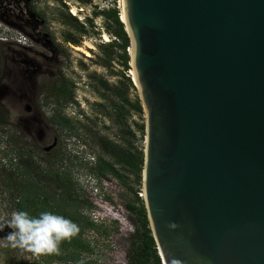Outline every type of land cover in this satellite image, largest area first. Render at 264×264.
I'll return each mask as SVG.
<instances>
[{"label": "water", "instance_id": "water-1", "mask_svg": "<svg viewBox=\"0 0 264 264\" xmlns=\"http://www.w3.org/2000/svg\"><path fill=\"white\" fill-rule=\"evenodd\" d=\"M122 7L162 264H264V0Z\"/></svg>", "mask_w": 264, "mask_h": 264}, {"label": "rangeland", "instance_id": "rangeland-1", "mask_svg": "<svg viewBox=\"0 0 264 264\" xmlns=\"http://www.w3.org/2000/svg\"><path fill=\"white\" fill-rule=\"evenodd\" d=\"M72 7L79 10L76 16ZM112 9L122 14V0H0V225L13 212L4 169H14L15 142H27L41 163L53 149L61 153L57 166L71 172L83 221L94 224L80 230L87 250L69 249L70 255L52 264H129L143 229L144 218L127 208L143 211L136 199L143 194V177L120 166L115 168L121 178L91 170L99 159L112 162L100 149L102 139L145 151L140 128L146 115L134 108L142 102L131 87L133 71L122 66L121 50L101 49L115 40L102 16ZM62 85L72 93L69 102L57 94ZM61 119L68 128L57 124ZM9 231H0V264L26 263L30 253L3 239Z\"/></svg>", "mask_w": 264, "mask_h": 264}, {"label": "trees", "instance_id": "trees-1", "mask_svg": "<svg viewBox=\"0 0 264 264\" xmlns=\"http://www.w3.org/2000/svg\"><path fill=\"white\" fill-rule=\"evenodd\" d=\"M81 3L88 4L90 0H78ZM106 20L107 31L115 38L108 45H104L101 49L109 50L114 53V49L122 51L120 59L125 71L131 70L129 49L131 43L129 36L125 30L124 24L121 22V11L112 9L102 13ZM76 43L70 41V43ZM130 81V79H129ZM131 87L136 88L131 81ZM57 94L62 97H67L66 102L72 99L67 85H62L57 89ZM135 110L143 114V107L138 101L135 105ZM57 124L64 129L68 128V121L65 119L57 120ZM141 131L145 135V126H142ZM72 136V135H71ZM135 137V135H133ZM100 149L103 154L112 159V162L107 159H99L96 167L91 170L99 175L112 174L117 178H121L119 170L115 166H120L123 170H128L142 178L144 167V153L137 150L124 149L114 145L110 141L100 140ZM16 154V164L12 171L4 169L5 176L10 183V190L14 194L10 206L12 211H26L30 216H38L39 213L50 211L76 223L80 230L90 229L94 226L92 222H84L80 209L81 203L77 198L76 184L74 178L66 169L57 166L60 161L61 153L53 149L45 155L46 160L41 163L36 160L33 147L27 142H15L12 145ZM136 199L143 203V211L139 212L134 206H127L128 210L138 216L144 218L142 232L140 238L133 243V246L128 254L129 264H162L160 255L152 231L149 225L147 212L144 200L136 195ZM82 233L70 240L63 241L59 248V254L40 255L37 257L30 253V258L26 263L22 264H52L56 259H63L64 255H70L69 249L87 250L88 246L81 240Z\"/></svg>", "mask_w": 264, "mask_h": 264}, {"label": "clouds", "instance_id": "clouds-1", "mask_svg": "<svg viewBox=\"0 0 264 264\" xmlns=\"http://www.w3.org/2000/svg\"><path fill=\"white\" fill-rule=\"evenodd\" d=\"M10 229L3 238L13 249H20L35 256L59 254L60 244L80 232L72 220L50 211L30 216L26 211H14L10 218L0 225V231Z\"/></svg>", "mask_w": 264, "mask_h": 264}, {"label": "bare ground", "instance_id": "bare-ground-1", "mask_svg": "<svg viewBox=\"0 0 264 264\" xmlns=\"http://www.w3.org/2000/svg\"><path fill=\"white\" fill-rule=\"evenodd\" d=\"M79 12V10L76 8V7H72V9H71V13L73 14V15H77V13ZM121 19L124 21V18H123V12H122V14H121ZM105 41H109V38H108V36L107 35H105ZM85 45L87 46V47H89V48H94V46H93V44L91 43V42H89V41H86L85 42ZM132 50V49H131ZM131 52V51H130ZM133 73V72H132ZM133 78H134V75H133Z\"/></svg>", "mask_w": 264, "mask_h": 264}, {"label": "built area", "instance_id": "built-area-1", "mask_svg": "<svg viewBox=\"0 0 264 264\" xmlns=\"http://www.w3.org/2000/svg\"><path fill=\"white\" fill-rule=\"evenodd\" d=\"M141 198L143 199V194H141Z\"/></svg>", "mask_w": 264, "mask_h": 264}]
</instances>
